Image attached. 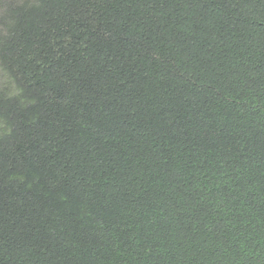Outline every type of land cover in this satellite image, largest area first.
Returning a JSON list of instances; mask_svg holds the SVG:
<instances>
[{"label": "trees", "instance_id": "16d2710c", "mask_svg": "<svg viewBox=\"0 0 264 264\" xmlns=\"http://www.w3.org/2000/svg\"><path fill=\"white\" fill-rule=\"evenodd\" d=\"M0 14V264H264V0Z\"/></svg>", "mask_w": 264, "mask_h": 264}, {"label": "rangeland", "instance_id": "374dc122", "mask_svg": "<svg viewBox=\"0 0 264 264\" xmlns=\"http://www.w3.org/2000/svg\"><path fill=\"white\" fill-rule=\"evenodd\" d=\"M4 21L1 20V14H0V30H1V26H3ZM10 82L7 79V77L1 72L0 69V92H4L6 91V89H9L10 87Z\"/></svg>", "mask_w": 264, "mask_h": 264}]
</instances>
